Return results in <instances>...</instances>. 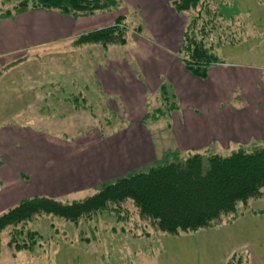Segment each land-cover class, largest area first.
<instances>
[{
	"label": "crops",
	"instance_id": "0c3cea01",
	"mask_svg": "<svg viewBox=\"0 0 264 264\" xmlns=\"http://www.w3.org/2000/svg\"><path fill=\"white\" fill-rule=\"evenodd\" d=\"M132 1L146 26L132 30L140 43L132 49L129 39L107 47L77 43L82 34L115 24L124 14L120 7L86 16L31 8L1 17L2 186L26 185L30 176L43 181L46 174L55 187H72L117 178L166 153L226 155L264 141V91L257 89L264 87L262 68L222 60L207 77L195 76L180 54L188 11H179L174 0ZM238 82L253 99L245 105L230 93ZM95 102L100 123L96 113L86 118L78 109L61 111L67 103L93 109ZM50 106L51 114H43ZM256 238L248 259L264 264V234Z\"/></svg>",
	"mask_w": 264,
	"mask_h": 264
},
{
	"label": "rangeland",
	"instance_id": "374dc122",
	"mask_svg": "<svg viewBox=\"0 0 264 264\" xmlns=\"http://www.w3.org/2000/svg\"><path fill=\"white\" fill-rule=\"evenodd\" d=\"M21 1L24 0H0V8L11 9ZM118 2L120 4L112 9L120 7L124 14L118 18L126 16L127 24L131 27L128 48L132 49L134 44L140 45L139 41L134 42L133 34L136 32L132 30H137L140 26L146 28L144 18L142 13L140 15L138 10H134L138 7L132 5V0ZM141 2L146 3L147 0ZM155 2L160 4L159 0ZM216 5L218 8L214 7ZM139 7L142 9V5ZM186 14L190 16L189 24L200 14L201 18L196 21V26L201 28L198 38L205 35V28L208 31L207 46L211 45L226 65L234 64L235 67L243 68L259 65L263 70L261 72L264 79V0H205L199 7L189 10ZM1 17L2 15L0 19ZM229 39L235 43L228 41ZM238 83L237 88H233L230 93L235 96L238 104L245 105L246 101L252 98L246 94V83ZM257 87L263 93L264 87L260 88V84ZM83 93L86 94V91ZM61 95L63 98L65 93ZM64 101L61 100V103ZM0 102H4V96L1 94ZM64 105L66 108L61 107L62 113L72 111L76 114L75 109H78L86 118L91 112L96 113V121L100 123L101 111L100 108H95L96 102L93 103L95 112L94 108L85 110L81 103ZM3 108L0 107L1 110ZM42 110L43 114H51L52 107ZM156 113L160 114L159 110ZM255 143L258 146L264 141ZM176 154L166 153L159 157L157 162L119 174L117 178L72 184V187H55L54 181H50V176L46 174L43 181L33 180L30 176V179L25 181L26 185L18 184L19 182H12L7 186L0 184V215L22 200L35 196L55 198L65 204L84 200L121 177L148 172L152 167L172 163L177 159L183 161L189 157ZM16 192L22 193L15 197ZM117 208L112 211H98L91 217H82L78 221L54 213L38 215L22 227L26 231L37 232L36 241L29 249L18 250L16 247L15 243L22 244L31 240L26 234L20 233L19 229L13 231L9 226L0 230V264H231L234 256L248 258V252L258 244L256 235L264 234V212L255 216L252 213L258 209L264 211V197L249 199L247 202L240 201L236 211L223 215L221 220L215 221L210 227L181 230L176 234L162 231L156 222L142 216L132 200ZM12 242H15L14 245Z\"/></svg>",
	"mask_w": 264,
	"mask_h": 264
},
{
	"label": "trees",
	"instance_id": "16d2710c",
	"mask_svg": "<svg viewBox=\"0 0 264 264\" xmlns=\"http://www.w3.org/2000/svg\"><path fill=\"white\" fill-rule=\"evenodd\" d=\"M203 1L174 0V4L179 11L189 12ZM119 4L118 0H24L11 9L0 8V16H12L31 8L86 16L112 9ZM199 17L200 14L189 24L180 54L191 73L205 78L210 67L223 61L211 45L207 46L208 31L205 28V35L198 38L201 28L196 26V21ZM128 34L130 30L124 16L111 26L82 34L77 43H99L103 47L126 44ZM157 114H153V117H159L161 112ZM263 195L264 143L250 148L242 147L226 155L190 154L186 160L177 159L172 163L152 167L148 172L121 177L104 186L98 193L70 204L47 196L27 198L0 215V230L9 226L13 231L19 229L20 233L26 234L31 240L22 244L12 243L17 245L18 250L29 249L36 241L37 232L26 231L22 227L38 215L54 213L78 221L98 211L117 210V207H123L128 200H132L142 216L156 222L162 231L176 234L181 230L210 227L215 221L221 220L223 215L236 211L240 201L247 202ZM230 263L250 264V261L247 257L234 256Z\"/></svg>",
	"mask_w": 264,
	"mask_h": 264
}]
</instances>
